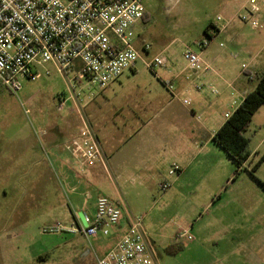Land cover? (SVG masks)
<instances>
[{
    "label": "rangeland",
    "instance_id": "1",
    "mask_svg": "<svg viewBox=\"0 0 264 264\" xmlns=\"http://www.w3.org/2000/svg\"><path fill=\"white\" fill-rule=\"evenodd\" d=\"M246 1L144 0L146 18L135 28L136 46L140 50L142 46L149 45L150 51L136 63V78L132 79L129 71L104 95L95 90L96 98L103 96V99L119 105L140 90L154 96L169 93L154 74L161 77V70L152 72L146 63L162 55L168 59V64L184 66V52L188 49L201 52L198 44L209 40L205 32L207 27L224 18L222 9L230 5L236 7L230 28L242 29L251 37H261L255 40V49L250 54L241 47L229 45L225 36L214 39L210 45L222 43L224 46L220 49L222 60L215 63V67L220 68L229 80L238 76L234 82L236 89L253 91L264 74V28L253 32L246 22L241 21L240 16L245 12H239L238 6ZM257 4L264 9V0ZM254 56V63L260 61L261 65L255 68L252 61L249 72L243 75L242 63L248 64ZM48 69V75L42 74L35 81L23 82L18 94H12L0 85V264H92L100 253L95 242H87L80 235L43 232V229H51L57 224L70 227L74 219L82 222L84 218L82 211L72 210L67 194L60 186L58 190L53 183H39L40 173L47 169L44 165L39 167L38 158L40 155L43 160L48 153L39 138L51 129L55 121L68 115L71 107L74 108L73 103L68 102L62 111L58 109V96L68 95V83L52 67ZM128 77L132 80L127 81ZM81 79L85 88L78 91L87 99L90 85ZM199 93L213 104L210 111L214 110L215 117L220 115L223 118L226 110L232 114L242 101L235 95L231 102L234 100L238 105L228 107L227 103H218V96L205 89ZM88 106L85 111H89ZM198 117L204 120V117ZM244 135L249 140L247 150L251 157L239 171L227 155L223 162L216 160L217 167L206 165L200 157L196 170L197 177L217 180L216 199L221 196L222 215L233 224H236L235 217L239 219L237 243L233 244L230 236L219 245L205 244L204 248L197 249L183 247V241L166 245L167 238L175 237L180 230H189L193 236V224L201 215L202 202L189 196L183 185H171L169 190L176 194L170 197L166 196L167 193L161 194L159 186H153L148 197L133 195L123 205L120 204L127 210L124 220L126 214L144 217L145 239L152 245L158 264H264V105L253 116ZM165 169L161 172L163 175L167 173ZM168 173L165 180L170 181ZM60 205L65 214L56 210ZM239 205L244 206L249 215L247 218L244 216L247 213ZM240 239L247 243L244 246L246 250L240 251L243 248L238 245ZM178 247L181 248L179 251Z\"/></svg>",
    "mask_w": 264,
    "mask_h": 264
},
{
    "label": "crops",
    "instance_id": "2",
    "mask_svg": "<svg viewBox=\"0 0 264 264\" xmlns=\"http://www.w3.org/2000/svg\"><path fill=\"white\" fill-rule=\"evenodd\" d=\"M247 1L238 6L239 12L246 7ZM259 7L258 21L261 28L253 30L250 27L253 32L264 28V9H261L262 6ZM235 8L233 5L224 7L222 14L225 19L221 17L217 23H212L214 27L209 28L207 34L210 36L214 30L219 31L214 39L225 36L224 39L229 45L241 47L250 54L255 49L253 46L255 40L261 36L251 37L242 29L230 28L235 17L232 14ZM223 25H225L224 29H222ZM222 45V43L218 46L211 44L202 52L205 62L212 69V72L206 75H193L187 70L186 63L184 66L169 63L165 69H160L161 77L158 75V78L164 82L174 83L173 95L162 93L154 96L150 92L148 94L140 90L119 105L103 99V96L102 98L98 96L101 99L97 97L89 104V111L84 110V113L99 140L106 167L100 163L83 166L66 149L67 144L72 140L82 137L81 115L73 104L74 108H70L69 114L55 121L51 129L39 138L48 152L47 158L42 160L40 155L38 158L39 167L44 165L47 169L46 172L40 173L39 183L42 185L53 183L58 190L60 186L62 192L67 194L74 212L82 211L84 214L93 215L97 197L105 196L122 205L133 195L140 198L148 197L153 191V186L157 187L166 181L170 166L177 164L181 167L180 174L174 178L168 176L172 186L183 185L189 196L197 197L202 202L201 215L193 224L194 240L192 242L181 239L179 236L182 230H180L175 237L167 238L166 245L180 244L183 241V247L197 249L204 248L205 244L219 245L230 236L233 237V244L237 243L236 235L239 236L241 224L236 217V224H233L224 214L222 215L221 196L216 199L217 180L215 182L214 179L196 176L200 157L203 158L201 162L212 167L218 166L219 159L222 160L221 162L224 161L227 154L216 145L213 136L225 123V114L230 113L226 110L223 118L220 115L215 117L214 110L210 111L213 104L202 93L196 92V85L205 84L207 91H209L208 86L216 88L219 92L218 103H227L228 107L238 105L234 100L231 102L233 96L237 95L243 101L250 93L249 90L240 91L234 87L238 76L229 80L220 68L215 67V63L222 60L220 50L224 47ZM253 60H256V56L250 58L248 64L242 63L243 75L245 71L249 72ZM183 62H185L184 59ZM260 63L259 61L254 67L260 66ZM136 72L135 68L130 71L133 75L132 79L136 78ZM132 79L128 77L127 81ZM111 85L102 91L103 95L111 88ZM207 104H209L208 108ZM198 116L204 117V120H199ZM163 168H166V176L161 173ZM167 191L166 196L176 194L171 192V189ZM239 207L247 213L244 206L239 205ZM56 210L66 213L62 210V205ZM124 212L127 213L125 207H123V215ZM127 215L108 238L99 236L86 239L80 236L87 242H95L100 248V253L92 264H96V261L119 241L127 229ZM244 216L247 218L249 215L244 213ZM146 242L149 249L153 251L152 245ZM239 242L238 245L243 246L240 251L246 250L244 246L247 243L241 239Z\"/></svg>",
    "mask_w": 264,
    "mask_h": 264
},
{
    "label": "built area",
    "instance_id": "3",
    "mask_svg": "<svg viewBox=\"0 0 264 264\" xmlns=\"http://www.w3.org/2000/svg\"><path fill=\"white\" fill-rule=\"evenodd\" d=\"M256 1L260 0H248L242 10L245 13L240 16L241 21L253 30L261 28L258 21L260 7ZM145 15L144 0H0V85L10 93L18 94L23 82L48 75L49 66L65 78L68 95L58 96L57 107L62 111L68 102H72L81 115L82 137L72 140L66 149L83 166L100 163L106 167L99 140L83 110L96 98L95 90L102 92L119 81L135 68L143 54L149 53V45L140 50L136 46L135 28ZM218 32L214 30L209 40L198 44L201 52L191 49L184 52L186 68L193 75L212 72L202 52ZM167 65L168 59L162 55L146 63L152 72L165 69ZM154 74L158 78V74ZM81 77L90 85L87 99L78 91L85 88ZM159 80L173 95L174 83ZM195 88L200 92L206 86L198 84ZM208 90L214 95L219 93L212 86H208ZM231 115L225 114V119ZM180 172L181 167L176 164L168 175L174 178ZM171 185L168 180L161 183L160 193L165 194ZM122 208L108 197L99 196L93 215L84 214L82 222L75 219L70 227L57 224L43 232L80 235L86 239L108 238L123 219ZM143 221V216H128L127 229L96 264H158L147 245ZM179 237L185 242L194 240L189 230H182Z\"/></svg>",
    "mask_w": 264,
    "mask_h": 264
},
{
    "label": "trees",
    "instance_id": "4",
    "mask_svg": "<svg viewBox=\"0 0 264 264\" xmlns=\"http://www.w3.org/2000/svg\"><path fill=\"white\" fill-rule=\"evenodd\" d=\"M145 18L146 16L144 20ZM211 27L214 26L211 24L207 27L206 34ZM244 75H247L246 71ZM263 105L264 74L259 78L255 89L245 96L231 117L226 119L223 126L213 136V141L236 164L238 171L251 157V154L247 150L249 140L245 137L244 133L248 130L253 116ZM179 247L177 251L181 249Z\"/></svg>",
    "mask_w": 264,
    "mask_h": 264
}]
</instances>
